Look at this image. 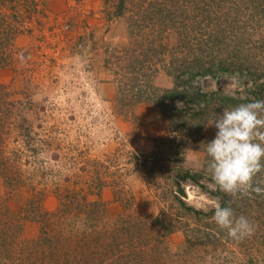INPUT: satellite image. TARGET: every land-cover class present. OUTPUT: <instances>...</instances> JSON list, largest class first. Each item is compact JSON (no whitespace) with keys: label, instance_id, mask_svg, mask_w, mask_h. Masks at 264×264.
<instances>
[{"label":"rangeland","instance_id":"1","mask_svg":"<svg viewBox=\"0 0 264 264\" xmlns=\"http://www.w3.org/2000/svg\"><path fill=\"white\" fill-rule=\"evenodd\" d=\"M154 1L176 12L178 29L161 32L159 24L139 20ZM206 1L135 0L113 16V0H3L0 36L8 38L0 46L7 61L0 67V264L183 262L175 253L186 248L189 228L207 220L182 214L173 197L201 212L218 198L207 179L196 184L175 172L200 169L202 144L215 136L207 126L215 115L200 128L185 127L166 106L132 100L137 91L131 85L137 79L134 86L143 89L148 78L152 96L173 85L166 70L183 57L177 50L186 36L197 48L202 14L195 16V8ZM152 41L163 48L160 58L148 50ZM106 50H118L120 62L104 65ZM134 58L143 60L141 72L130 64ZM248 84L205 76L190 87L232 93ZM171 100L175 108L200 109ZM153 217L163 223L160 231L169 229L158 239ZM262 245L260 253L251 249L254 262L243 259L244 246L235 242H224L220 254L198 247L192 264H264Z\"/></svg>","mask_w":264,"mask_h":264},{"label":"trees","instance_id":"2","mask_svg":"<svg viewBox=\"0 0 264 264\" xmlns=\"http://www.w3.org/2000/svg\"><path fill=\"white\" fill-rule=\"evenodd\" d=\"M10 1L13 0H8V2ZM134 1L113 0L112 15H123L127 11L128 6L135 5ZM1 3H3V0H0ZM149 4L150 6H147L148 8L146 9L149 15L139 19L146 22L147 25L145 26L150 27L157 23L160 26L159 30L161 32L172 27L178 29V15L176 12L171 14L163 6H158L155 1L149 2ZM195 9L197 10L195 16L202 14L199 18L200 21L196 25L198 30L202 28L200 39L199 41L197 40L195 44L197 48L194 49L189 44L190 38L186 36L187 32H185L184 27L183 29L181 28L182 33L188 37L183 47H179L177 50L183 57L180 61L173 58L174 60L170 62V68L166 70L167 74L172 76L173 85L169 89L160 90L158 95L153 96L150 94L148 78L144 80L145 87L143 89L140 85L134 86V84L139 83L136 81L137 79L132 81L133 85L131 87H135L137 91V94L133 95L134 99H132L135 102L150 101L159 107L166 106L171 110L173 116L177 117L179 121H183L185 127H188L187 124L191 123V126H194V128H200L209 116L220 115L225 108H232L241 103H250L254 100H264V0H217L216 3L213 0H207L206 2L196 4ZM6 15H1V21L6 18ZM130 22L134 23L135 21ZM130 32L132 33V30ZM7 38L8 36L5 35L4 37L0 36V46L2 45V40L6 42ZM155 42L152 41L155 47L151 46L148 50L160 58L159 54H161L163 48ZM122 50V52H125L124 49ZM121 59L122 56L121 53L118 54V50H116V54L115 51L106 50L103 64L109 65L112 62L115 65ZM142 61L134 58L130 64H134L137 67L140 65L138 68L141 72ZM6 63V56H0V67ZM137 67H132V69L138 70ZM183 75L186 76L185 79L181 78ZM205 76L213 78L233 76L242 80V82L248 81L249 84L248 86L242 85L244 87L243 93L237 90L235 94H233L234 92L223 93L219 89L201 92L193 90L190 87L192 80ZM1 91L0 85V103L3 101L1 100V96L2 98L5 97V93H1ZM145 91L148 92L144 96ZM172 97L182 98L185 100L184 102L189 101L195 102L197 105L200 104V109L187 111L175 108L171 100ZM161 98H166L169 102L164 105ZM212 139H205L202 144L203 161L200 169L195 171L187 169L177 170L175 175L179 179H189L196 184H200L199 179L205 178L212 183L210 176L205 171L207 160L205 144ZM257 186L264 188V172L257 174L255 177L253 187ZM179 192L182 191L179 189ZM213 195L218 198V202L222 207H231L236 217H246L252 224L254 233L242 240L232 239L212 219L208 221L214 215L213 209L208 212L197 211L192 207L185 206L183 202L173 197L183 209L182 214L192 216L198 222L201 219L207 220L203 226L189 228V236H186L184 240L186 248L179 253H175L177 256L180 255L182 257L183 262L181 264H192V254L197 251L198 247L205 253L217 251L220 254L221 251L224 252L225 250L224 242L229 241L235 242L238 249H240V246H244V249L241 251L243 259L254 262L251 249H255L260 253V249L263 248L260 247L261 243H264V232H261V226H264V221H262L264 219V194H257L249 190L246 194L232 197L219 190H214ZM153 220L157 224L155 225L157 229L153 232V236L155 239H158L169 229L167 230L168 227H166L165 232L160 231V229L164 230L163 223L159 224L161 222L156 217H153ZM34 242L40 243L39 239L32 243ZM229 251L234 257L233 250Z\"/></svg>","mask_w":264,"mask_h":264},{"label":"clouds","instance_id":"3","mask_svg":"<svg viewBox=\"0 0 264 264\" xmlns=\"http://www.w3.org/2000/svg\"><path fill=\"white\" fill-rule=\"evenodd\" d=\"M237 90L244 92L240 86L233 94ZM207 126L216 129L214 138L205 144V171L213 189L232 197L249 190L264 194V188L253 187L257 174L264 172V100L225 108L222 114H215ZM212 208V220L228 237L242 240L254 233L249 220L244 216L236 217L231 207H222L216 201Z\"/></svg>","mask_w":264,"mask_h":264},{"label":"crops","instance_id":"4","mask_svg":"<svg viewBox=\"0 0 264 264\" xmlns=\"http://www.w3.org/2000/svg\"><path fill=\"white\" fill-rule=\"evenodd\" d=\"M155 121H157V120H155ZM155 121H154V122H155Z\"/></svg>","mask_w":264,"mask_h":264}]
</instances>
